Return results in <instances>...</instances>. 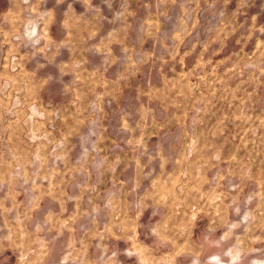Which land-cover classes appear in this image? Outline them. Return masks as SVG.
Instances as JSON below:
<instances>
[{"label":"rangeland","instance_id":"rangeland-1","mask_svg":"<svg viewBox=\"0 0 264 264\" xmlns=\"http://www.w3.org/2000/svg\"><path fill=\"white\" fill-rule=\"evenodd\" d=\"M0 264H264V0H0Z\"/></svg>","mask_w":264,"mask_h":264}]
</instances>
